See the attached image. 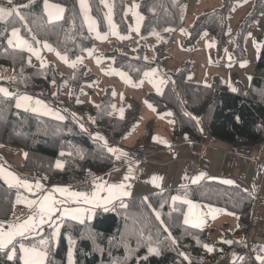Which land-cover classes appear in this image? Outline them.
Returning <instances> with one entry per match:
<instances>
[{"label": "trees", "instance_id": "obj_1", "mask_svg": "<svg viewBox=\"0 0 264 264\" xmlns=\"http://www.w3.org/2000/svg\"><path fill=\"white\" fill-rule=\"evenodd\" d=\"M44 1L0 0V10L10 9L8 15L0 16V65L10 70L8 78L0 79L9 89V93L0 90V145L7 143L24 149V172L48 184H74L86 171L99 174L112 168L114 156L106 144L79 129L69 118L16 107L15 95L10 93V90L20 89L49 97L54 84L56 93L61 95L67 83L72 90L69 103L77 107L80 86L90 78L84 65L74 67L73 73L64 77L52 65L31 64L23 49L8 45L10 30L18 28L33 44L38 40L49 42L69 57H76L90 46L91 36L77 0H50L65 8L63 17L57 21L46 18ZM241 1L222 0L220 7L197 15L185 41L192 43L208 30L220 49L225 40L227 15ZM90 2L93 13L101 21L97 0ZM185 5V0H140L141 36L163 35L169 28H180L186 16ZM124 8L125 0H113L114 16L122 31L126 29ZM263 8L264 0H254L236 38L234 53L237 59L245 56L244 35ZM154 47L159 55L165 43ZM113 58L115 66L126 71L134 81L156 64L145 58L143 44L133 55L118 51L113 52ZM187 74L185 66L167 76L161 94H147L158 112L172 114L174 137L201 141L205 138L204 129L212 138L226 141L234 148L264 142V42L247 88L240 86L230 90L218 76L210 84L203 85L189 81ZM111 103V91L107 88L96 107L88 106L83 111L97 130L119 140L134 124L138 103L134 101L124 118L110 113ZM20 192V188L0 176V220H10ZM182 197L237 214L238 228L231 231L224 227L221 239L213 240L208 229L185 223L186 201ZM255 203L256 196L251 191L216 180L205 179L184 187L154 190L125 198L108 208H97L84 220L59 218L34 234L0 246V264H25L19 255L22 243L45 252L41 264H67L70 247L73 264H210L232 249H237L242 257L226 264H264V254L256 253L257 258L234 236L244 235L249 229Z\"/></svg>", "mask_w": 264, "mask_h": 264}, {"label": "crops", "instance_id": "obj_2", "mask_svg": "<svg viewBox=\"0 0 264 264\" xmlns=\"http://www.w3.org/2000/svg\"><path fill=\"white\" fill-rule=\"evenodd\" d=\"M185 1L186 16L183 24L186 28L197 15L222 5V0ZM253 2L250 0V3L246 4L249 10L252 9ZM43 9L49 21L60 20L65 11L63 5L50 0L44 1ZM248 28L244 39L245 56L242 59L235 57L234 43L228 41V49L221 55L209 52L204 46L206 40L202 47L185 48L183 46L185 39L182 35L168 41L155 66L146 70L138 81H133L126 71L113 67L109 58L99 62L98 73L91 64V70L97 76L94 81V88L98 93L96 98L100 99L105 87L110 86L113 89L110 110L113 116L124 118L131 111L133 101L136 100L138 103L134 124L119 140L97 130L90 116L83 111V107H96L98 100L90 103L84 98L87 105L78 103L80 106L73 107L69 103L72 94L70 87L64 86L63 93L58 95L54 84L51 86L49 97L26 91L39 98V108H32L33 111L58 118H69L79 129L103 141L114 156V165L107 172L94 174L90 190L82 193L75 189L74 184H48L44 179L24 172L22 165L25 152L17 155L10 147L1 145L0 148H3L0 149L1 156L6 160V166L1 167L0 172L4 171L6 176L1 173L0 176L21 189L19 198L26 196L30 200L27 205L18 199L14 207V216L10 221L0 222V246H7L24 235L34 234L42 226L59 218L84 220L90 218L97 208H108L125 198L144 195L154 190L184 187L207 179L239 186L256 196L249 229L244 235L234 236L240 238L253 254H264V175H253L255 159L264 162V142L260 145L234 148L226 141L212 138L204 129L202 131L205 138L201 141L174 137L172 114L169 111L158 112L157 107L147 98L150 92L161 94L168 81L167 76L183 69L187 63L190 64L187 79L191 82L208 85L218 76L230 90H237L240 86L247 88L264 42V8L250 22ZM213 38L210 37L208 43L214 46L216 40ZM204 39H207V35ZM177 46L183 49L181 53L175 52ZM150 54L151 57L148 58L153 59L154 52ZM80 90L81 88L77 98ZM18 91L23 92L20 89ZM85 92L88 97L94 94L92 87ZM143 144L146 145L148 153L143 160H138L133 152ZM13 155L16 158L15 163L12 162ZM15 175L18 176L17 182L13 180ZM184 199L185 223L208 229L213 240L221 239L224 227L231 231L238 228L237 214L221 207ZM25 206L30 207L29 213ZM35 252L37 257L30 256L33 257V261H44L45 252L43 250ZM241 257L237 249H232L226 256L210 264L237 262Z\"/></svg>", "mask_w": 264, "mask_h": 264}, {"label": "rangeland", "instance_id": "obj_3", "mask_svg": "<svg viewBox=\"0 0 264 264\" xmlns=\"http://www.w3.org/2000/svg\"><path fill=\"white\" fill-rule=\"evenodd\" d=\"M251 1L253 2V0ZM139 2L140 0H125V8L123 12V17H124V22L126 23V29L122 31L114 16L113 0H97V4L101 12V18H102L101 21L93 13L90 0H77L80 14L82 16V19L84 20L88 33L91 36V44L88 48L80 52L76 57L67 56L65 53L58 50L53 44L43 41V40H38L35 44H33L28 38L22 36L18 28H14L10 30L7 43L9 46H12V47L15 46L16 48H19V49L23 48V50L26 52L28 61L31 64H37L38 66L52 65L54 69L56 70V72L64 77L70 76L73 73L74 67L79 66V65H84L86 74L90 75V78L88 80H85L81 84L80 86L81 96L79 94L78 98H76V104L79 103L81 105L82 104L87 105L86 101H84L85 99H88L89 100L88 102L90 103L96 100L100 102L102 95L100 99L96 98L98 96V93L96 92L94 88V85H95L94 81L97 78V76H96V73L91 70V64L94 70L97 71V73H98L97 66L99 62L106 61L105 59L107 58L111 60L113 67H115L113 52L119 51L122 53H128L130 55H133L136 53V48L139 47V45L141 44H143L145 58L149 59L148 57L149 56L151 57L150 52H154L153 59H150V60L157 62V59L161 53H159V55L156 53L155 47H154L156 44L164 42L165 47H166L168 41H170L173 37L178 38L183 35V38L186 40V38L189 35V28H188L189 26L187 24L190 21V19L188 22H186L187 28L186 26H184V24H182V26L178 28L177 30H173L171 28L167 29L163 35L149 34L146 36H141L140 30H141V24H142V14L139 10ZM247 3H250V0H245L244 2L240 3L237 7L233 8L228 13L225 40L220 49H218L216 45L213 46L212 44H210V42L208 43L210 37L213 38L212 34L208 30H204L200 34V36L196 40H194L192 43H187L184 40L185 44L183 46L185 48L191 47V46L202 47L204 40H206L207 43L205 42V45H204L206 49L209 50V52L213 51L217 54L221 53V55H224L226 53L228 49L227 48L228 41L229 43L230 42L234 43V48H235L236 38L239 32V29L243 21L246 18L245 16L248 15L251 11L247 8L246 6ZM9 11L10 9L0 10V16L4 17L8 15ZM101 23H102V26H101ZM248 31H249V28L247 29L246 33ZM206 35H207V39H204V36ZM245 35H244V39H245ZM244 39H243V46H244ZM182 50H183L182 48L177 46V48L175 49V52L181 53ZM244 50H245V47H244ZM185 66L188 67V71L190 72L189 70L190 64L187 63ZM102 75L104 74L102 73ZM9 76H10L9 68L0 65V79H6ZM97 83L100 84L98 80H97ZM66 87H69L67 83H66ZM89 87L93 88L94 94L88 97L87 96L88 94H86L85 91ZM107 88H109L111 91L112 102H113L112 87L110 86L105 87L102 94ZM0 90L3 91L4 93H9L8 87L1 82H0ZM10 93H14L15 95V106L16 107L29 108L31 110L32 108H35V109L39 108L38 107L39 98L35 94H31L28 92H19L18 89H15L13 91L10 90ZM86 108L87 107H83V109H86ZM1 147H10V149L17 155L18 154L21 155V153L25 152L24 149L19 148L17 146H13L11 144H7V143L2 144ZM0 149H3V148H0ZM1 154H2V151L0 150V170H1V167L6 166L5 164L6 160L1 156ZM12 160H13L12 162L16 160L14 155L12 156ZM16 170H18V168ZM0 173L3 176H6L4 171H1ZM17 177L18 176L15 175L13 178L15 182L19 181ZM21 197L19 198L17 196V198L19 199V202L20 201L25 202V204L28 205L30 198L26 196H21ZM25 207H26L25 210L29 213L30 207L28 206H25ZM13 216L14 214L12 215V217ZM1 221L3 220H0V222ZM7 221H10V220H7ZM53 222L55 223V221ZM24 247H27L28 249L24 250L23 249ZM34 247L35 246H32L31 244H21L20 245L19 255L23 263L41 264L43 262V260L33 261V257H30V256L37 257L35 254L36 253L35 251L42 250L40 248H34ZM255 256L257 258L259 257V255L257 254ZM26 262H30V263H26ZM67 264H73L71 247L68 249Z\"/></svg>", "mask_w": 264, "mask_h": 264}, {"label": "built area", "instance_id": "obj_4", "mask_svg": "<svg viewBox=\"0 0 264 264\" xmlns=\"http://www.w3.org/2000/svg\"><path fill=\"white\" fill-rule=\"evenodd\" d=\"M148 153L146 145H139L133 152L134 156L138 160H143ZM94 173L91 171H86L81 179L74 183V187L78 192H88L90 190L91 181L93 178ZM253 175L254 176H262L264 175V162L255 159L254 168H253Z\"/></svg>", "mask_w": 264, "mask_h": 264}]
</instances>
